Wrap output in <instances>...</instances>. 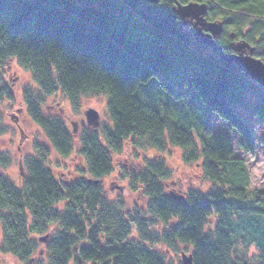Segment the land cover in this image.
<instances>
[{
	"label": "trees",
	"instance_id": "trees-1",
	"mask_svg": "<svg viewBox=\"0 0 264 264\" xmlns=\"http://www.w3.org/2000/svg\"><path fill=\"white\" fill-rule=\"evenodd\" d=\"M189 3L207 5V22L223 25L224 56L247 43L264 62V0H0V69L17 61L30 73L27 115L52 151L87 165L79 180L59 181L46 164L51 149L36 143L39 158L25 160L22 186L0 173V253L22 264H172L169 255L183 246L193 264H264V191L252 188L237 154L256 153L241 109L257 82L196 41L177 12ZM58 94L75 111L82 97L106 96L109 124L100 134L84 130L77 148L75 128L47 105ZM3 99L13 102L14 93L2 81ZM248 109L264 122V91ZM214 115L238 142L214 130ZM127 144L160 154L181 149L210 188L167 194L172 171L142 156L119 175L145 206L110 201L103 181ZM241 227L251 236L243 244L233 238Z\"/></svg>",
	"mask_w": 264,
	"mask_h": 264
},
{
	"label": "rangeland",
	"instance_id": "rangeland-1",
	"mask_svg": "<svg viewBox=\"0 0 264 264\" xmlns=\"http://www.w3.org/2000/svg\"><path fill=\"white\" fill-rule=\"evenodd\" d=\"M209 55L210 50H204ZM3 81L8 85L14 93V101L0 100V159L2 157H8V164L4 166L0 163V173L11 179L17 186H22L23 179L27 175L25 169V160L27 157L39 158V152L36 149V143L44 145L50 148L48 140L41 129L36 126L29 116L27 115L26 108L23 103V91L25 88L31 86L35 87L30 73L22 68L17 61H11L10 66L5 69H0V84ZM255 87L248 92V103L254 104L258 95H260L264 89L257 83ZM48 106L57 107V110L53 115L60 116L68 125L70 129L75 128V144L77 148L78 137L86 130L89 132L96 131L101 133V128L105 124H109L107 114V97L89 96L82 97L80 100V107L75 111L69 102L66 100L63 94H58L47 100ZM251 105L248 107L250 108ZM59 108H62V112ZM242 108L241 112L249 119L251 126L255 131V147L256 153L252 156H244L237 150V154L243 156L251 172L252 188L255 190L264 191V145L262 139L264 137V122L260 120H254L250 118V109ZM94 110L99 115V127L95 128L90 125L87 120V112ZM214 130L228 135L235 142H238L235 132H230L228 124L214 115ZM17 122V123H16ZM84 122V124H83ZM51 149V148H50ZM136 152L138 156L136 157ZM182 150L174 147L169 148V152L165 154L157 153L153 149L134 150L133 146L127 144L124 150L113 156L115 160V172L104 179L103 187L106 191L107 197L110 201H117L118 198L125 201L130 208L137 205L140 207L145 206V201L140 200L135 194L131 193V187L125 181L121 180L119 175V169L125 163L133 165L142 156H147L153 159H161L166 162L168 168L172 171V177L165 182L166 193L181 194L191 188H195L206 193L210 186L204 183L202 180V174L199 166L195 163L186 164L182 159ZM47 166L52 170L55 177L59 181H75L82 177L80 169L86 170L87 165L79 156L72 155L68 158H63L55 151H52L47 158ZM22 167V169L20 168ZM137 197V198H136ZM214 223V221H213ZM213 225V224H212ZM257 222L253 221L251 226L258 229ZM250 226V227H251ZM251 227V228H252ZM57 227H55V230ZM163 225L156 227V230L161 231ZM239 234L233 236L238 240V243L243 244L247 239H251V236L244 230L243 227L238 231ZM136 236V235H134ZM2 240V233H0V243ZM137 240V237H134ZM40 255L46 253L45 247L41 246ZM178 253L172 252L169 255V260L172 264H179L182 262V253L185 252L183 246L180 247ZM256 253L254 247L249 250V255L252 257ZM186 254H189L186 252ZM183 263V262H182ZM0 264H22L10 254L0 253Z\"/></svg>",
	"mask_w": 264,
	"mask_h": 264
},
{
	"label": "water",
	"instance_id": "water-1",
	"mask_svg": "<svg viewBox=\"0 0 264 264\" xmlns=\"http://www.w3.org/2000/svg\"><path fill=\"white\" fill-rule=\"evenodd\" d=\"M150 3H158L160 0H147ZM178 15L184 21V25H187L190 20L195 21L197 26L206 27L207 32L203 33L202 30H198L196 35H200L198 42L206 45L212 49H218L215 39L221 35L223 32V25L221 23L207 22L206 16L208 14V6L205 4L189 3L186 5L179 4L177 7ZM237 51L239 56H233L231 58L226 57L221 52L220 57L222 61L225 62H236L245 70L246 74L256 81L262 88H264V62L254 57L255 49L248 45L247 43H239L237 45ZM88 123L95 128L99 127V115L96 111L90 110L87 112ZM17 123V122H16ZM22 169V167H21ZM96 181L95 184H98ZM43 242L46 239H42ZM182 262L184 264H193L192 255L182 254Z\"/></svg>",
	"mask_w": 264,
	"mask_h": 264
},
{
	"label": "flooded vegetation",
	"instance_id": "flooded-vegetation-1",
	"mask_svg": "<svg viewBox=\"0 0 264 264\" xmlns=\"http://www.w3.org/2000/svg\"><path fill=\"white\" fill-rule=\"evenodd\" d=\"M185 27H188V28L191 30V32L194 34V37H195V39H196L197 42H198V39H200L201 34H200V35H196V32H197L198 30H202L203 33H206V32H207V30H206L207 28H206V27H200V26H197V24L195 23V21H192V20H190V21L188 22V24H187ZM222 33H223V32H222ZM222 33H221V35H222ZM221 35H220V36H221ZM220 36H218V37L215 39L216 44H217L218 40L220 39ZM217 47L220 48V47L218 46V44H217ZM210 49H212V48H210ZM220 49H221V48H220ZM213 50H214V49H213ZM216 51H219V52H218L219 55L221 54V52L223 53L222 49H221V51L218 50V49H216ZM223 55H224V53H223ZM236 56H239V52L237 51V49H236ZM83 124H84V122H83Z\"/></svg>",
	"mask_w": 264,
	"mask_h": 264
}]
</instances>
